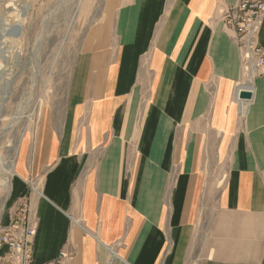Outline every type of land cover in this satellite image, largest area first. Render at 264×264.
Segmentation results:
<instances>
[{
    "label": "crops",
    "instance_id": "0c3cea01",
    "mask_svg": "<svg viewBox=\"0 0 264 264\" xmlns=\"http://www.w3.org/2000/svg\"><path fill=\"white\" fill-rule=\"evenodd\" d=\"M235 1L105 0L13 163L0 222L30 200L36 264H264V67L242 83Z\"/></svg>",
    "mask_w": 264,
    "mask_h": 264
},
{
    "label": "rangeland",
    "instance_id": "374dc122",
    "mask_svg": "<svg viewBox=\"0 0 264 264\" xmlns=\"http://www.w3.org/2000/svg\"><path fill=\"white\" fill-rule=\"evenodd\" d=\"M104 2L0 0V18L21 25L15 34L0 32V175L9 181V191L15 176L11 163L16 160L19 142L24 134L35 133L44 112L64 106L78 59L87 52V35L99 24ZM20 11H26L25 16ZM5 163L11 164L10 175ZM2 183L6 188V181ZM9 193H0V217ZM193 263L198 264H189Z\"/></svg>",
    "mask_w": 264,
    "mask_h": 264
},
{
    "label": "built area",
    "instance_id": "2783aa9c",
    "mask_svg": "<svg viewBox=\"0 0 264 264\" xmlns=\"http://www.w3.org/2000/svg\"><path fill=\"white\" fill-rule=\"evenodd\" d=\"M263 18L264 0H236L223 14V25L234 33L244 85L252 84L254 75L264 67V47L258 41ZM30 187L37 191L34 184H29ZM35 228L30 200L23 197L17 202L9 222L5 225L0 222V245L5 246L0 253V264H36L33 258Z\"/></svg>",
    "mask_w": 264,
    "mask_h": 264
},
{
    "label": "bare ground",
    "instance_id": "6f19581e",
    "mask_svg": "<svg viewBox=\"0 0 264 264\" xmlns=\"http://www.w3.org/2000/svg\"><path fill=\"white\" fill-rule=\"evenodd\" d=\"M26 9V11H27V9H28V7H25ZM26 11H23V14L21 15L22 17L23 16H25V13H26ZM12 13V12H11ZM22 13V12H21ZM10 16V15H9ZM14 17V16H13ZM20 28H21V25L19 24V23H16V24H9L4 18H0V32L1 31H3L4 33H6V34H15L16 32H18L19 30H20ZM3 52V51H2ZM0 54H1V52H0ZM4 55V54H3ZM3 57V56H2ZM1 57V58H2ZM0 58V59H1ZM1 69V68H0ZM6 164V163H5ZM11 164H13V163H11ZM11 164L10 163H7L6 164V166H5V168H6V171H7V173L10 175L11 173H12V171H11ZM4 171V170H3ZM5 171V172H6ZM18 175V174H17ZM3 179H2V177H1V175H0V193L1 192H3L4 193V195L6 196L7 194H8V192H9V181L8 180H3V181H6V183H7V186H6V188H5V185L2 183L3 181H2Z\"/></svg>",
    "mask_w": 264,
    "mask_h": 264
},
{
    "label": "water",
    "instance_id": "95a60500",
    "mask_svg": "<svg viewBox=\"0 0 264 264\" xmlns=\"http://www.w3.org/2000/svg\"><path fill=\"white\" fill-rule=\"evenodd\" d=\"M251 90L250 89H242L238 93V97L240 99L248 100L251 98Z\"/></svg>",
    "mask_w": 264,
    "mask_h": 264
}]
</instances>
